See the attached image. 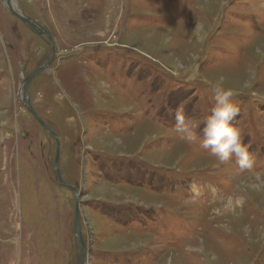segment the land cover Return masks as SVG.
I'll return each instance as SVG.
<instances>
[{
	"label": "rangeland",
	"instance_id": "obj_1",
	"mask_svg": "<svg viewBox=\"0 0 264 264\" xmlns=\"http://www.w3.org/2000/svg\"><path fill=\"white\" fill-rule=\"evenodd\" d=\"M15 3L55 53L0 0V264H264V0ZM216 85L251 167L202 147Z\"/></svg>",
	"mask_w": 264,
	"mask_h": 264
},
{
	"label": "clouds",
	"instance_id": "obj_2",
	"mask_svg": "<svg viewBox=\"0 0 264 264\" xmlns=\"http://www.w3.org/2000/svg\"><path fill=\"white\" fill-rule=\"evenodd\" d=\"M215 106L211 114L203 122L202 147L210 149L221 161H228L231 156L237 158L236 162L243 168L251 167L252 161L246 147L241 141L239 130L231 122L238 115V109L230 102L233 96L231 90H225L219 85L212 87ZM175 131L182 138L196 139V124L185 117L179 106L174 110Z\"/></svg>",
	"mask_w": 264,
	"mask_h": 264
},
{
	"label": "water",
	"instance_id": "obj_3",
	"mask_svg": "<svg viewBox=\"0 0 264 264\" xmlns=\"http://www.w3.org/2000/svg\"><path fill=\"white\" fill-rule=\"evenodd\" d=\"M12 0H7V3H6V8L7 10L13 14L17 19H19L21 22H23V24L27 27H29L31 29V31H33L35 34L39 35V36H47L50 40V44L51 46L53 47L54 49V53H55V47H54V39L53 37L51 36V34L40 24L38 23L37 21L29 18L27 16V14L25 12H23L21 9H20V6L18 5L17 3V9L18 11L14 10L13 7H12ZM49 65H46L44 67H41V68H37L31 75H29L27 78H25L24 80V98H23V103L28 107V110L31 112V114L38 120V122L41 124V126L43 128H45L47 131H49L51 134H53V136L55 137L56 139V144H57V148H56V157H55V166L57 168V172H56V176H57V179L59 181V183L70 189L72 192H74L75 194V197H76V229L78 231V234H79V237L81 238V231H80V225H79V222H80V206H81V193L79 192V190L67 183H65V181L63 180L62 178V174L60 172V169H59V163H60V147H61V144H60V140H59V137L58 135L52 131L47 125L46 123L39 117V115L35 112V110L32 108L31 106V103H30V84H31V81L32 79L39 73L43 72L44 70L47 69ZM82 264H85L86 261H87V254H86V248H85V245L83 244L82 245Z\"/></svg>",
	"mask_w": 264,
	"mask_h": 264
},
{
	"label": "bare ground",
	"instance_id": "obj_4",
	"mask_svg": "<svg viewBox=\"0 0 264 264\" xmlns=\"http://www.w3.org/2000/svg\"><path fill=\"white\" fill-rule=\"evenodd\" d=\"M4 1H5V4H6V3H7V0H4ZM11 3H12V7H13V9L16 10V11H18V10H17V7H18V6H17V4L15 3V0H12ZM231 201H232V200H229V202H231ZM85 264H87V261H86Z\"/></svg>",
	"mask_w": 264,
	"mask_h": 264
}]
</instances>
